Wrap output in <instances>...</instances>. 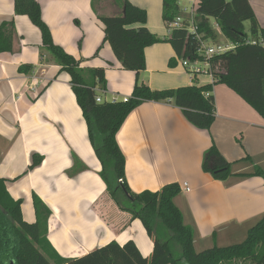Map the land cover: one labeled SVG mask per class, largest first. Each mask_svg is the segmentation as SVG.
<instances>
[{"label":"crops","instance_id":"obj_1","mask_svg":"<svg viewBox=\"0 0 264 264\" xmlns=\"http://www.w3.org/2000/svg\"><path fill=\"white\" fill-rule=\"evenodd\" d=\"M39 1L54 41L67 46L54 31L69 17L59 6L62 0ZM116 1L107 11L102 10V4L96 5L97 22L99 15L122 11ZM130 1L146 8L147 13L160 15L162 20L156 23L148 16L147 25L153 33L160 37L169 31L163 20V0L159 6L157 0ZM249 1L259 25L264 27V0ZM10 19L16 25L13 51L0 54V178L7 179L8 191L15 199L23 200L24 220L38 221L36 194L50 210L49 217H43V227L58 256L81 257L111 240L120 244L133 240L143 255H151L153 240L142 221L120 208L99 175L102 165L89 140L70 76H61V66L53 61L40 62V30L27 36L23 30L29 29L27 16L16 15L14 0H0V25ZM102 30L104 33V26ZM217 32L222 34L220 29ZM103 43L95 47L91 57L81 56L82 66L104 67L108 81L104 98L119 96L124 83V97L130 96L136 73L123 71L111 45V51L104 52ZM45 57L43 54L41 59ZM175 57L176 51L167 40L147 47V68L139 79L154 90L191 85L192 75L179 61L170 66ZM23 64L33 68L20 72ZM214 67L222 71L225 64L217 59ZM39 71L47 75L43 77ZM196 79L198 84L212 81L206 75ZM214 95L217 116L210 131L189 122L174 102L148 101L129 114L117 134L126 157V178L134 192L157 191L172 182L180 184L182 192L175 203L185 223L194 228L198 251L243 241L249 228L264 215V178L238 175L257 166L264 170L260 159L264 157V118L224 83L214 85ZM212 145L232 162V174L226 180L216 179L203 169L204 155ZM35 154L43 160L34 167ZM76 161L80 167L72 172ZM185 183L189 190H183Z\"/></svg>","mask_w":264,"mask_h":264},{"label":"trees","instance_id":"obj_2","mask_svg":"<svg viewBox=\"0 0 264 264\" xmlns=\"http://www.w3.org/2000/svg\"><path fill=\"white\" fill-rule=\"evenodd\" d=\"M95 4L99 0H94ZM121 12L99 15L104 26V42H108L123 68L136 73V82L129 101L106 100L97 102V88L107 89L104 67H84V58H76L54 41L52 31L42 15L39 0H14L16 15H28L39 28L42 46L52 53L61 71L70 75V83L83 111L89 140L99 158L101 176L109 195L133 219H140L153 240L151 255L141 253L137 244L129 240L120 244L111 240L89 253L76 258H62L53 253L45 237L43 217L50 210L35 194L36 223H28L22 215V199H15L7 188V179L0 178V264H264V215L249 228L246 238L226 246H213L198 251L194 245V228L185 223L183 212L175 198L182 189L178 182L164 185L157 191L134 192L126 178V157L117 134L129 114L148 101L174 102L186 119L200 129L210 131L217 116L214 85L224 83L264 118V27L259 25L249 0H198L196 22L204 37L218 40L215 24L235 48L216 56L225 67L216 73L214 83L176 88L152 89L139 79L147 68L146 48L169 41L180 58H195L197 41L184 29H175L168 39H162L147 26V10L130 0H117ZM179 0H163V20L167 26L180 14ZM249 22V30H246ZM16 32L15 20H4L0 25V54L12 52ZM98 48L95 55L98 54ZM33 66L23 64L20 72H29ZM43 157L35 154L31 166L41 164ZM78 163V161H76ZM80 167V165H79ZM203 169L214 178L226 180L232 174V162L215 145L204 155ZM240 176L258 175L264 170L255 167ZM49 254V256L46 255Z\"/></svg>","mask_w":264,"mask_h":264},{"label":"rangeland","instance_id":"obj_3","mask_svg":"<svg viewBox=\"0 0 264 264\" xmlns=\"http://www.w3.org/2000/svg\"><path fill=\"white\" fill-rule=\"evenodd\" d=\"M150 1L153 2L154 0H150ZM192 2H193L192 0H179V4L181 8L180 14L182 16L184 17L189 16L188 11L191 10L193 7ZM101 4L103 5V7H105V8L102 7L103 11L105 10L107 11L109 9L111 10L110 5L113 4V0H99L97 2L98 7H100ZM159 4H160V0H157V5L159 6ZM59 6L61 7V10L63 11V13L67 14L66 16H69V17H65L64 19L65 23L63 24V26H61V28L59 26L54 28L55 36L58 39L60 38V40L61 39L65 40L63 42L67 46H64L63 44H60V45L64 46L67 52L72 54L76 58L81 57V56L86 57V58L91 57L93 55V52H94L93 50H95V47L97 48L98 46H100L103 43V38H104V33L102 30L103 24L100 22V20L97 22V20L95 19L96 18L95 13H97L95 1L89 0V3H88V0H62V2L59 3ZM147 14L148 16L150 15V19L155 23L158 20L159 21L162 20L159 14H157V16H155L152 12L147 13ZM25 16H27L28 20L30 21L29 29H23L27 32V36H28L31 32L38 31L39 28H37L31 22V19L28 15H25ZM211 21H212V24H214L215 19L212 18ZM215 27H217V25ZM246 30H249V22H246ZM169 31L166 32L165 35H160V38L162 39L169 38L171 35L170 34L171 32L169 33ZM217 33H218V40H217L218 42H224V43L229 44L226 38L222 34H219L220 32H217ZM103 49H104V52L106 50L111 51V47L108 42L103 43ZM41 54L42 55L40 56L38 55V59L40 60V62L49 63L53 61L54 63L58 64L55 57L46 48L41 47ZM43 54H46L47 56L45 57L44 60L41 59L43 58ZM121 69L131 74L134 73V71L125 69L123 67H121ZM46 73H47V70H46ZM46 73L42 72L41 74L40 71L38 72V74L39 75L41 74L43 77H45L48 74ZM61 76H65L69 78L70 75L67 71H62ZM115 77L116 76L113 75V78ZM126 87H127V83H124L123 86L121 87V90H123V92L120 91V95H119L120 99H122L125 96L124 93H125ZM97 92L98 94H102L100 93L99 90ZM106 92L107 91L103 92V94H105ZM111 97H112L111 95L108 96V98H111ZM260 159L263 160L264 162V157H261ZM79 165H80V162L78 161V163L74 165L73 167L74 169L72 170V172H77L79 169ZM99 175L102 178L100 172H99Z\"/></svg>","mask_w":264,"mask_h":264},{"label":"built area","instance_id":"obj_4","mask_svg":"<svg viewBox=\"0 0 264 264\" xmlns=\"http://www.w3.org/2000/svg\"><path fill=\"white\" fill-rule=\"evenodd\" d=\"M193 7L191 10L188 11L187 17L182 16L179 14L175 20L170 22L168 24L169 30L172 32L175 29H184L189 34L194 35L196 41H197V49L195 51V58L187 57V58H180L178 59L179 64L185 68V70L192 75L193 81H197V76L199 75H206L212 78L211 83H214L216 79V73H219L220 70L216 69L214 67V60H216V56L222 55L226 53L229 50H232L235 48V45L233 43L227 44L224 42H218L214 41L211 38L204 37V34L199 32V27L196 22V13H197V4L198 0H192ZM214 24L215 29H220L217 25ZM261 44L264 46V42L262 41ZM103 94L105 92V89L100 90ZM102 94H98L96 96V101L101 103L106 100H110L113 102L124 100L129 101L131 96H126L122 99L119 98L118 95L114 94L111 98H104ZM182 189V187H181ZM189 190V187L187 183H185L183 190Z\"/></svg>","mask_w":264,"mask_h":264},{"label":"water","instance_id":"obj_5","mask_svg":"<svg viewBox=\"0 0 264 264\" xmlns=\"http://www.w3.org/2000/svg\"><path fill=\"white\" fill-rule=\"evenodd\" d=\"M10 264H14V262L12 261Z\"/></svg>","mask_w":264,"mask_h":264}]
</instances>
